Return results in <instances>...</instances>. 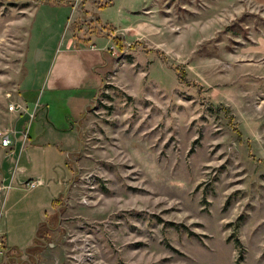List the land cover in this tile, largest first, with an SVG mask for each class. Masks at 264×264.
Returning a JSON list of instances; mask_svg holds the SVG:
<instances>
[{
  "label": "rangeland",
  "instance_id": "rangeland-1",
  "mask_svg": "<svg viewBox=\"0 0 264 264\" xmlns=\"http://www.w3.org/2000/svg\"><path fill=\"white\" fill-rule=\"evenodd\" d=\"M92 35L124 42L73 181L30 255L5 246L1 198L0 264H264V0H0V113Z\"/></svg>",
  "mask_w": 264,
  "mask_h": 264
},
{
  "label": "crops",
  "instance_id": "crops-1",
  "mask_svg": "<svg viewBox=\"0 0 264 264\" xmlns=\"http://www.w3.org/2000/svg\"><path fill=\"white\" fill-rule=\"evenodd\" d=\"M102 9L95 10L100 20ZM112 39L92 35L88 43L66 38L52 56L41 88H27L22 83L21 95L15 100L29 113L37 107L26 139L29 114L1 110L4 124L14 131L10 147H3L0 140V174L3 187H9L2 197L7 211L3 215V238L5 246L20 255L35 247L41 226L59 208L73 181L72 156L79 152L81 120L103 87L101 69L106 66V51L113 45ZM39 89L48 91L50 97L43 101L35 98L33 93ZM62 104L67 109L59 117L61 121L51 118V108ZM31 181L39 184L30 187Z\"/></svg>",
  "mask_w": 264,
  "mask_h": 264
},
{
  "label": "built area",
  "instance_id": "built-area-1",
  "mask_svg": "<svg viewBox=\"0 0 264 264\" xmlns=\"http://www.w3.org/2000/svg\"><path fill=\"white\" fill-rule=\"evenodd\" d=\"M111 50H114L115 49V46H111L110 47ZM37 106V105H36ZM37 108V107H36ZM35 108V110H36ZM8 110L10 112H15V113H18V114H29V123L31 124L35 117H36V112L34 110V112L32 113H29L28 112V108L24 105V104H21L19 102H13L11 103L9 106H8ZM14 134V131L13 130H9L7 131L3 136H2V139H1V145L3 147H10L12 145V136ZM24 138L26 139L27 138V132L24 133ZM39 184L38 181H31L28 183V185L30 187H35ZM9 189V187H3L0 189V200L1 198L3 197V194L4 192H7V190Z\"/></svg>",
  "mask_w": 264,
  "mask_h": 264
},
{
  "label": "trees",
  "instance_id": "trees-1",
  "mask_svg": "<svg viewBox=\"0 0 264 264\" xmlns=\"http://www.w3.org/2000/svg\"><path fill=\"white\" fill-rule=\"evenodd\" d=\"M101 8H104V7H101ZM97 21L99 22L100 21V19L99 18H97ZM113 28V27H112ZM113 39H114V41H115V45L120 49V46L123 44V42H124V40L121 38V37H119V36H113ZM123 46V45H122ZM121 46V47H122ZM105 79V78H104ZM34 248V247H33ZM30 249H32V248H30ZM30 249H28L27 251H26V253H28V255H30V253L28 252Z\"/></svg>",
  "mask_w": 264,
  "mask_h": 264
}]
</instances>
